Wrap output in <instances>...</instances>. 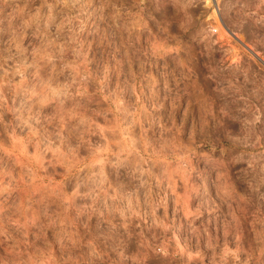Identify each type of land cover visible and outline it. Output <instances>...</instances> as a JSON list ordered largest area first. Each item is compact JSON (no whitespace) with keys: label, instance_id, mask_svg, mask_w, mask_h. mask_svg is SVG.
Returning <instances> with one entry per match:
<instances>
[{"label":"rangeland","instance_id":"374dc122","mask_svg":"<svg viewBox=\"0 0 264 264\" xmlns=\"http://www.w3.org/2000/svg\"><path fill=\"white\" fill-rule=\"evenodd\" d=\"M0 264H264V0H0Z\"/></svg>","mask_w":264,"mask_h":264},{"label":"bare ground","instance_id":"6f19581e","mask_svg":"<svg viewBox=\"0 0 264 264\" xmlns=\"http://www.w3.org/2000/svg\"><path fill=\"white\" fill-rule=\"evenodd\" d=\"M236 37V36H235ZM248 47V46H247ZM256 55V54H255ZM257 56V55H256Z\"/></svg>","mask_w":264,"mask_h":264},{"label":"built area","instance_id":"2783aa9c","mask_svg":"<svg viewBox=\"0 0 264 264\" xmlns=\"http://www.w3.org/2000/svg\"><path fill=\"white\" fill-rule=\"evenodd\" d=\"M214 31H216V30L214 29Z\"/></svg>","mask_w":264,"mask_h":264}]
</instances>
